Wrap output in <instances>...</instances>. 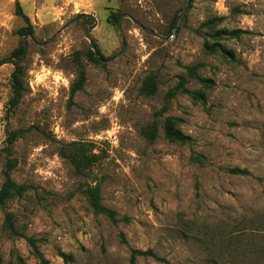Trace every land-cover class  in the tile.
Wrapping results in <instances>:
<instances>
[{
	"label": "rangeland",
	"instance_id": "374dc122",
	"mask_svg": "<svg viewBox=\"0 0 264 264\" xmlns=\"http://www.w3.org/2000/svg\"><path fill=\"white\" fill-rule=\"evenodd\" d=\"M16 3L38 44L58 35L44 46L18 36ZM111 14L160 39L127 18L107 23ZM91 28L106 63L88 60ZM25 45V93L10 110L11 54ZM168 120L188 143L164 138ZM15 131L11 178L27 190L0 209V264H41L4 228L6 213L48 264H129L132 251L159 259L136 264H264V0H0V187ZM71 143L98 157L83 176L60 156ZM86 187H98L116 225L91 210Z\"/></svg>",
	"mask_w": 264,
	"mask_h": 264
},
{
	"label": "trees",
	"instance_id": "16d2710c",
	"mask_svg": "<svg viewBox=\"0 0 264 264\" xmlns=\"http://www.w3.org/2000/svg\"><path fill=\"white\" fill-rule=\"evenodd\" d=\"M15 16L20 18L25 25L24 28L20 29L17 32V35L20 37H25L29 34L32 35L33 31H32V26L30 24V20L28 19L27 16L24 15L18 3H16L15 5ZM119 17L120 16L118 14H111L107 18V23H111L112 19L114 20V22L117 23ZM211 23L212 21H208L206 26H209ZM241 33H242L241 31H233L231 33L219 31L216 33V37L222 38L224 36H229V37L237 38L238 35ZM23 51L24 48H19L13 51L11 54V57L16 59V61L13 63L14 70L10 77L11 97L8 103L10 110L15 109L19 105L25 93L24 71L22 67L18 65V62H20L21 58L24 56ZM97 55H98V59L94 53L89 52L88 60L94 63H98L99 60H103V57L99 53H97ZM188 72L191 77H195L194 69H188ZM84 81H85L84 74L83 72H81L77 77L76 81L73 83V86L70 91V99H72L73 96L83 88ZM182 90L184 93H189L185 89ZM141 93L146 96L154 95L155 85L152 76L148 77L146 81L143 83L141 88ZM195 96H197L201 100L204 99L201 93H195ZM23 134H24L23 131H15V132L7 133V137L5 140V148L3 149V152L6 155V160L2 171L3 182L0 187V209H3L5 205L14 198H21L22 195L27 190L26 187L15 184L11 178V173L16 168V164H17V162L14 159H12V151H11L12 146L15 143V141L19 139ZM143 135L145 138H148L151 141L155 140L156 126L155 125L151 126L150 132L147 133L143 132ZM163 136L166 140L179 144H186L190 141L188 137H186L179 130L174 128V125L170 120L166 121L163 124ZM60 156L68 161L76 176H83L84 173L89 168H91L98 160V157L92 153V150L89 149L88 145L83 143H71L62 147ZM192 160L197 164H203L204 158L201 156H194ZM228 173L230 175H235V176L250 175L248 171L241 170L238 168L231 169L229 170ZM83 195L85 196L89 207L95 214L103 215L112 225H116L119 222L115 212L102 206L100 191L98 187H86L83 191ZM4 228L9 232L10 235L24 239L28 244V246L33 251V254L37 257V259L40 261L41 264H48V262L42 258L38 250V247L36 245L37 242L33 238L26 237L17 231L13 221V216L9 213L5 214ZM146 256H151L155 260H159L150 251H146V252L132 251L130 254L129 264H136V259L138 257H146ZM59 257L64 262H67L69 260V257H67L62 253H59Z\"/></svg>",
	"mask_w": 264,
	"mask_h": 264
},
{
	"label": "water",
	"instance_id": "95a60500",
	"mask_svg": "<svg viewBox=\"0 0 264 264\" xmlns=\"http://www.w3.org/2000/svg\"><path fill=\"white\" fill-rule=\"evenodd\" d=\"M186 3H188V0H186ZM185 11H186V8H185L184 11L181 13V15H180L179 17L176 18V20H175V25H174V29H176V26H177L178 20H179V18L182 16V14H183ZM123 18H127V19H129L130 21H132L133 24H135L137 27H139L143 32L147 33L148 35L160 39V37H159L157 34H155V33L152 32V31H149V30L145 29V28H144L143 26H141L139 23L135 22L131 17H129V16H122V17H120V20L123 19ZM120 20H119V21H120ZM72 23H73V22H71L70 24H72ZM70 24H69V25H70ZM69 25L65 26L63 29L67 28ZM94 25H95V24H94ZM118 27H119V30H120V34H121V39H122V42H123V46H124V48H125V39H124L123 33L121 32L120 24H119V23H118ZM92 29H93V28L89 29V30L86 32V34H85V38L88 40V42H89V46H90V49L92 50V52L95 54L96 57H98L97 53L95 52V46H94V44H93L92 41H91V31H92ZM58 33H59V32H58ZM58 33L55 34V35H54L49 41H47L46 43H43V44H38V43L35 41V39L33 38V35H31V34L25 36V37H24V40L27 41V38H29V39H30L33 43H35L36 45H38V46H44V45H46L47 43H49L53 38H55V36H57ZM26 49H27V45H25V47H24L23 55H24ZM11 60H12V59H6V60L4 61V63L10 62ZM100 61H101L102 63H106V62H107V61H102V60H100Z\"/></svg>",
	"mask_w": 264,
	"mask_h": 264
}]
</instances>
